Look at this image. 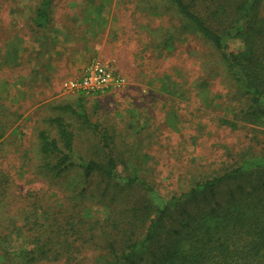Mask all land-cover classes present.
Wrapping results in <instances>:
<instances>
[{
  "label": "rangeland",
  "instance_id": "obj_1",
  "mask_svg": "<svg viewBox=\"0 0 264 264\" xmlns=\"http://www.w3.org/2000/svg\"><path fill=\"white\" fill-rule=\"evenodd\" d=\"M40 1L0 0V214L38 207L45 193L55 199L56 188L36 171L37 134L51 130L50 117L73 118L63 107L82 96L91 120L113 135L119 170L134 151L144 177L164 195L264 152V124L246 120L250 101L221 54L184 28L169 0H53L46 30L32 21ZM237 42L230 40L231 49L241 48ZM95 60L109 62L125 86L88 96L62 90ZM72 130L77 150L96 152L97 140L76 120ZM78 199L71 205L61 197L59 210ZM91 213L102 220L107 208L93 205ZM77 246V261L94 264L92 246Z\"/></svg>",
  "mask_w": 264,
  "mask_h": 264
},
{
  "label": "trees",
  "instance_id": "obj_2",
  "mask_svg": "<svg viewBox=\"0 0 264 264\" xmlns=\"http://www.w3.org/2000/svg\"><path fill=\"white\" fill-rule=\"evenodd\" d=\"M52 2L38 4L35 28L50 26ZM169 2L184 28L221 54L250 101L246 120L264 124V0ZM232 39L241 48L231 49ZM85 102L82 96L75 107L65 105L73 118L57 114L48 120L51 130H39L36 171L56 188L55 199L45 193L38 207L0 214V264H80L78 242L92 246L94 264H264V152L241 155L236 165L164 195L144 177L134 151L119 170L114 137L91 120ZM74 120L97 140L94 155L77 150ZM74 196L79 203L59 210L61 197L72 205ZM93 205L107 208L106 218L93 221Z\"/></svg>",
  "mask_w": 264,
  "mask_h": 264
},
{
  "label": "built area",
  "instance_id": "obj_3",
  "mask_svg": "<svg viewBox=\"0 0 264 264\" xmlns=\"http://www.w3.org/2000/svg\"><path fill=\"white\" fill-rule=\"evenodd\" d=\"M125 86V78L109 63L95 60L89 63L80 77L69 78L63 82L64 90L84 94L103 93L118 90Z\"/></svg>",
  "mask_w": 264,
  "mask_h": 264
},
{
  "label": "crops",
  "instance_id": "obj_4",
  "mask_svg": "<svg viewBox=\"0 0 264 264\" xmlns=\"http://www.w3.org/2000/svg\"><path fill=\"white\" fill-rule=\"evenodd\" d=\"M100 61H103V60H100ZM103 62H105V61H103ZM107 63H109V62H107ZM64 88L62 87V90H63Z\"/></svg>",
  "mask_w": 264,
  "mask_h": 264
},
{
  "label": "clouds",
  "instance_id": "obj_5",
  "mask_svg": "<svg viewBox=\"0 0 264 264\" xmlns=\"http://www.w3.org/2000/svg\"><path fill=\"white\" fill-rule=\"evenodd\" d=\"M241 42H237V44L239 45Z\"/></svg>",
  "mask_w": 264,
  "mask_h": 264
}]
</instances>
